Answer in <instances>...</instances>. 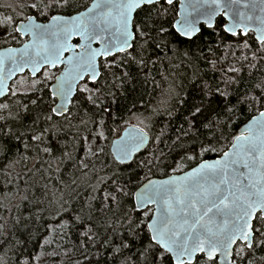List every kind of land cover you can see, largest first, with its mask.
Segmentation results:
<instances>
[{
	"label": "snow or ice",
	"instance_id": "1",
	"mask_svg": "<svg viewBox=\"0 0 264 264\" xmlns=\"http://www.w3.org/2000/svg\"><path fill=\"white\" fill-rule=\"evenodd\" d=\"M7 7L0 264H264V0Z\"/></svg>",
	"mask_w": 264,
	"mask_h": 264
},
{
	"label": "rangeland",
	"instance_id": "2",
	"mask_svg": "<svg viewBox=\"0 0 264 264\" xmlns=\"http://www.w3.org/2000/svg\"><path fill=\"white\" fill-rule=\"evenodd\" d=\"M16 2H17V0H2L3 6L9 10V12H7V14H11V12H10L11 10L7 6L10 4L14 5ZM3 14H5V13H2V14L0 13V16H2Z\"/></svg>",
	"mask_w": 264,
	"mask_h": 264
},
{
	"label": "trees",
	"instance_id": "3",
	"mask_svg": "<svg viewBox=\"0 0 264 264\" xmlns=\"http://www.w3.org/2000/svg\"><path fill=\"white\" fill-rule=\"evenodd\" d=\"M2 5V6H1ZM9 12L8 9H6V7L3 6V3H2V0H0V13H7ZM11 12V11H10ZM157 178H162V177H159V176H156Z\"/></svg>",
	"mask_w": 264,
	"mask_h": 264
},
{
	"label": "water",
	"instance_id": "4",
	"mask_svg": "<svg viewBox=\"0 0 264 264\" xmlns=\"http://www.w3.org/2000/svg\"><path fill=\"white\" fill-rule=\"evenodd\" d=\"M155 178H157V177H155Z\"/></svg>",
	"mask_w": 264,
	"mask_h": 264
}]
</instances>
